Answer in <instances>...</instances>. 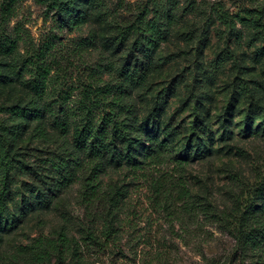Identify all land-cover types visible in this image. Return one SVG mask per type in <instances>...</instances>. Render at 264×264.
<instances>
[{"label": "rangeland", "instance_id": "1", "mask_svg": "<svg viewBox=\"0 0 264 264\" xmlns=\"http://www.w3.org/2000/svg\"><path fill=\"white\" fill-rule=\"evenodd\" d=\"M98 1L100 7L84 1L86 22L70 28L45 0H0V106L26 105L32 83L43 81L45 105L77 121L85 90H111L116 68L130 59L132 44L114 43L110 25L168 10L166 40L129 101L139 124L149 122L142 142L176 130L170 150L187 165L181 171L167 161L139 193L127 188L128 200L135 199L119 208L109 194L129 182L124 165L102 163L91 202L88 170L52 193L33 170L13 172L0 264H264V249L262 258L242 255L237 239L240 215L264 172V32L241 22L228 30L216 16L222 10L264 24V0ZM44 125L49 141L35 139L29 122L18 142L19 158L38 171L42 160L74 152L71 134L61 137L50 120ZM109 231L117 248L103 243ZM48 241L62 248L61 262ZM34 251L50 252V259L38 262Z\"/></svg>", "mask_w": 264, "mask_h": 264}, {"label": "trees", "instance_id": "2", "mask_svg": "<svg viewBox=\"0 0 264 264\" xmlns=\"http://www.w3.org/2000/svg\"><path fill=\"white\" fill-rule=\"evenodd\" d=\"M45 1L49 5L48 9L59 13L70 28H76L86 22L87 10L82 7V3L90 0ZM92 3L93 6L100 7L98 0H92ZM160 12L159 9H155L152 18L149 17L150 14L143 13L131 23L110 25L114 43L132 44L131 53L128 55L130 59L116 68L117 77L111 90L102 87L85 90L86 106L80 109V118L77 121L71 123L70 117L60 116V112L45 105L43 81L36 80L32 83L33 94L27 96L26 105L0 106V223L9 210L10 184L15 171L25 175L28 169L33 170L37 178L42 180L45 191L52 193L73 184L78 170H88L89 174L85 176L84 181L87 191L91 193L88 200L91 202L96 198L94 195L97 194L96 184L102 173V163L108 161L117 167L124 165L130 170L129 182L109 194V203L114 208H119L125 202L135 199V196H132L128 200L125 192L127 188L139 193L143 185L153 181L152 174L161 171L160 167L167 164V161L173 162L181 171L184 169L188 158L173 156L170 150V141L176 130L165 132L162 140L147 134L145 142H142L141 138L149 122L146 120L139 124L138 119L133 117L135 110L129 101L130 92L147 82L154 68V55L166 40L167 28L172 25L171 11L166 10L163 16ZM98 15L100 19L105 17L102 11ZM216 16L228 30H233L237 23L241 22L264 32V24L255 17L247 20L241 16L234 17L222 10L216 11ZM1 77L0 69V81ZM112 93L113 95L108 96ZM104 106L106 108L103 112L97 114L96 111ZM6 116L8 118H4ZM46 120L51 121V128L61 137L71 134L74 152L64 149L63 154L42 160L39 166L41 169L38 171L19 158L18 142L22 140L29 122L36 124L33 131L35 139L49 141L51 138L44 125ZM198 151V149L194 153L188 151L187 156L192 153L197 155ZM77 152L83 153L82 159ZM85 165L88 166L85 168ZM72 167L75 170L70 171ZM258 178L250 194V201L244 206L239 218L237 239L242 255L252 252L259 256L260 251L264 249V172ZM182 180V177L179 178L180 184L185 188ZM1 240L0 235V242ZM103 243L108 247L119 246L115 234L110 231L105 235ZM47 246L51 252L57 250L51 241L47 242ZM61 249L57 250L59 262L62 260ZM32 256L38 262H43L50 259V252L34 251ZM259 257L262 258L261 255Z\"/></svg>", "mask_w": 264, "mask_h": 264}]
</instances>
